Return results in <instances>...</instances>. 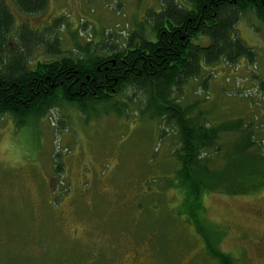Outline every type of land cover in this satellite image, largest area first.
Instances as JSON below:
<instances>
[{"label": "rangeland", "instance_id": "obj_1", "mask_svg": "<svg viewBox=\"0 0 264 264\" xmlns=\"http://www.w3.org/2000/svg\"><path fill=\"white\" fill-rule=\"evenodd\" d=\"M159 8L157 0H49L41 15H15L18 26L38 31L63 17L65 51L122 41ZM236 29L255 61L209 69L206 87L191 82L180 104L198 103L211 121L250 124L264 148V22L251 13ZM115 101L127 106L84 114L65 106L25 126L0 118V264H220L197 219L233 264H264V189L207 194L202 210L188 206L172 156L177 133L140 114L141 94ZM223 153L236 152L227 146Z\"/></svg>", "mask_w": 264, "mask_h": 264}, {"label": "trees", "instance_id": "obj_2", "mask_svg": "<svg viewBox=\"0 0 264 264\" xmlns=\"http://www.w3.org/2000/svg\"><path fill=\"white\" fill-rule=\"evenodd\" d=\"M157 1L159 10L150 9L122 41L75 44L64 51L59 36L63 17L41 31L17 24L16 11L38 16L49 0H0V118L10 116L17 126H25L55 108L73 106L82 114L98 106L113 110L119 104L127 106L116 98L141 94L146 102L140 114L177 133L172 156L179 167L177 187L188 206L197 204V211L202 210L207 194L260 193L264 148L255 142L251 125L242 120L211 121L198 103L183 106L179 98L191 82L206 87L213 67L255 61V50L239 38L236 27L251 13L264 22V0ZM227 146L236 153H223ZM195 223L210 257L233 264L232 257L219 251L218 242L210 241L209 228L199 219Z\"/></svg>", "mask_w": 264, "mask_h": 264}, {"label": "flooded vegetation", "instance_id": "obj_3", "mask_svg": "<svg viewBox=\"0 0 264 264\" xmlns=\"http://www.w3.org/2000/svg\"><path fill=\"white\" fill-rule=\"evenodd\" d=\"M244 253V252H243ZM244 261V260H243ZM246 263H247V261H246ZM248 264V263H247Z\"/></svg>", "mask_w": 264, "mask_h": 264}, {"label": "bare ground", "instance_id": "obj_4", "mask_svg": "<svg viewBox=\"0 0 264 264\" xmlns=\"http://www.w3.org/2000/svg\"><path fill=\"white\" fill-rule=\"evenodd\" d=\"M88 28V27H87Z\"/></svg>", "mask_w": 264, "mask_h": 264}]
</instances>
